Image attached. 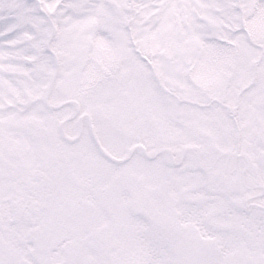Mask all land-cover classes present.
Returning <instances> with one entry per match:
<instances>
[{
	"label": "snow or ice",
	"instance_id": "obj_1",
	"mask_svg": "<svg viewBox=\"0 0 264 264\" xmlns=\"http://www.w3.org/2000/svg\"><path fill=\"white\" fill-rule=\"evenodd\" d=\"M0 264H264V0H0Z\"/></svg>",
	"mask_w": 264,
	"mask_h": 264
}]
</instances>
